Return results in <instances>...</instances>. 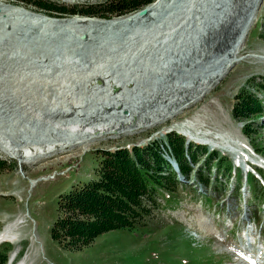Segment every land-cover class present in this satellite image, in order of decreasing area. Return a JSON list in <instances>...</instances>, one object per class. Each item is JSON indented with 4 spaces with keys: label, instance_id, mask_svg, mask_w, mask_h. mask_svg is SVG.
I'll return each instance as SVG.
<instances>
[{
    "label": "rangeland",
    "instance_id": "1",
    "mask_svg": "<svg viewBox=\"0 0 264 264\" xmlns=\"http://www.w3.org/2000/svg\"><path fill=\"white\" fill-rule=\"evenodd\" d=\"M4 1L28 11L8 9L4 10L6 17L0 15V21H2L0 23V81L7 79L14 83L17 80L27 84V87L24 88L26 93L20 95V99L18 95L12 98V102L2 101L0 98L3 102L0 101V113H2L0 117L5 116L3 111L4 113L7 111L4 108L8 103H11L13 110L17 111L16 114L19 112L20 105L23 111L28 109L26 103L32 96L28 93L31 90L29 83L37 78L35 77L37 74L39 79L36 81L42 84L49 82L47 85L54 84V88L52 85L51 89H55L56 92L65 86H77L78 89L81 87L80 90L89 86L88 89H94L95 83L103 85V88L107 86V83L110 88L116 86L123 88V84L118 85L119 77L113 75L114 70L111 72L117 67L116 65L120 64L121 66H134V68L129 66L128 68L133 69L135 76L141 75L139 69L142 70V76L145 78L150 76L147 79L151 82V87L156 84H160L158 87L161 86V88L164 85L167 87L162 88L164 91L162 94L157 91L156 99L148 104L143 101L142 104H147L148 107L131 112L129 114L131 121L126 123L122 121L125 129L136 127L133 131L117 134V130H112L111 133L99 138L98 134L92 133L88 137L93 140H90L86 150H81L80 145H77L50 158L22 166L13 157L0 153L2 161V167H0V232L20 218V222L13 226L17 239L12 243L7 241L0 243V257L5 254V259L4 261L1 259L0 264H19L20 262L23 264H230L231 258L228 254L216 253L223 249L221 245L224 241L217 248V238L212 230L210 232L200 230V214L205 216L208 223L214 226L218 233L226 236L228 244L238 241L239 229L243 225L244 227L251 225L252 222L256 224L257 231L261 228L264 234V195L259 179L250 177L251 180L249 179L247 185H240V188L236 189L234 183L238 180V173L242 174L240 169L233 167V172L228 176V173L221 172L220 168L217 171L215 165H218L217 158L221 162L226 163L229 160L234 163L236 155L239 159L244 158V156L241 158L239 156L242 153L233 154L231 149H225L215 140L202 138L199 134L207 131L215 136L223 133L222 135L239 138L247 148H243L242 152L248 157L255 156L254 159L259 160L257 162L264 166V114L240 118L232 110L236 97L242 94L243 90L254 94L264 106V93L256 85V83L261 84L264 78V61L250 56L264 54V0L260 1L258 12L242 43L240 59L230 63L228 71L226 70L224 76L212 88L198 93L194 104L185 102L187 106L177 102L179 95L177 91L189 89V87L194 88L195 85H199L196 87L198 92L205 89L202 85L203 78L210 71L197 66L190 67L191 65L186 70H181L184 68V59V64H189L187 63L189 56L187 57L184 52L189 48L190 54L195 56L198 49L205 55L211 46L223 40L220 34L223 32L225 35L228 29L229 24H226V21L217 22V31L208 29L204 33L201 32L203 29L199 26L204 17H209L216 11L214 9L219 10L213 3L218 1L219 5L221 0H193L191 3L187 0H179V8L175 17L172 16L167 23L162 25L152 24L153 26L141 36L142 33L134 32L132 29L130 31V25L120 29L113 28V30L90 26L52 29L45 21L48 20L47 18H62L71 15L58 16L36 4V2H55L69 8L79 9L101 4L107 0ZM229 1L233 2V0ZM169 6L173 7L167 3L162 10ZM39 14H43L42 17L45 20L39 17ZM88 17L94 18L95 16ZM115 17L108 19L96 17V19L111 20ZM196 31H199L198 35ZM133 33H137L136 36ZM86 34L91 39L90 43L84 42L83 39L77 40L78 36ZM132 35L135 37L133 38ZM199 36L200 38L197 39ZM128 37L132 39H126ZM218 37L219 40H215ZM58 43L60 50H55ZM142 47H146V50ZM203 47L207 50H203ZM132 49L134 53L138 52L137 55L132 56ZM67 50H71L75 55L72 56V52ZM181 63L182 66L179 67ZM112 65L114 66L111 69ZM97 66L100 67L97 68ZM110 77L114 78L111 84L106 79ZM21 82L16 83L15 86L20 85ZM136 87L137 82L133 85V88ZM161 88L158 89L161 90ZM188 89L187 92H189ZM71 92L74 93V91ZM75 95L80 94H71L72 97ZM43 97L41 102L45 99ZM35 99H38L37 96ZM112 100L116 101V97L112 94L92 99L94 106L97 107L94 111L98 114L94 115V118L103 117L104 115L100 114L102 109L99 105L109 107ZM175 106L181 109L178 108L175 112L171 110L166 120L153 123L149 127L137 128L139 125L148 124L146 117L152 116L150 122L152 123L153 118H162L163 112ZM58 110L56 107L55 112L74 118L73 115ZM120 112L121 110L118 113ZM111 115L118 117L119 114L113 113L109 117ZM29 116H24V119ZM199 118L203 123L190 129L186 128L189 123L200 120ZM29 128L30 124L25 122L22 133L29 132ZM185 128L187 130L184 131ZM94 131L96 132V129L92 130ZM244 131L246 133H243ZM168 132L185 136H183L184 150L189 145L194 146V149L204 146L209 151L214 150L218 153V157L214 156L208 170L201 167V174L209 178L207 184L201 183L198 180L199 176L196 175L202 157L199 159V164L188 162L190 169L185 177L179 171L175 173L170 167L175 173L174 182H166L164 186H157L153 199L149 200L147 196L144 197V207L147 210L135 220L132 227L100 233L76 248L66 246L51 237L50 228L57 217L58 195L67 192L73 184L96 178L97 163L102 150L144 146L154 141L160 145L162 157L168 163L173 164L175 162L165 139ZM243 162L247 161L243 160ZM256 169L260 171L259 174L264 179V171L260 168ZM163 172L165 173V170ZM236 185H238L237 182ZM163 192L168 194L166 198H163ZM197 221L199 226H197ZM231 224L232 227H230ZM200 235L204 237L201 238Z\"/></svg>",
    "mask_w": 264,
    "mask_h": 264
},
{
    "label": "bare ground",
    "instance_id": "2",
    "mask_svg": "<svg viewBox=\"0 0 264 264\" xmlns=\"http://www.w3.org/2000/svg\"><path fill=\"white\" fill-rule=\"evenodd\" d=\"M67 1H70V0H67ZM169 1H170V5L173 7L169 6L168 8H165V10H162L164 9L163 6L166 5ZM187 1H189L190 3L193 2V0H187ZM260 1L261 0H233V2H230L229 0H221L219 5H218V1H214L213 4L216 5L219 10L217 11V9H214L216 11L212 15H210L209 17L206 16L204 17L203 20H201L200 25H199L203 29L201 32L205 33V31L208 29H210L211 31H214L215 29V31H217L218 30L217 22L221 23L222 21H226V24H229L228 29L227 31L224 30L226 31L225 35L223 32L220 34V36H223L222 38L223 40L219 41V43L211 46V48L208 50L205 49V47H203V50L205 51L207 50L205 55H203L202 52L197 49L198 48L197 47L196 48L197 51L195 52V56L193 55L194 56L193 57L190 54L189 48L187 47L188 49L184 52V54H186V56L187 55L189 56V57L187 56L189 60L187 63L189 64L188 65L184 64V61H185L184 59L183 60L184 68H182L181 70L184 71L186 70L188 66L191 65L190 67L197 66L198 68L208 69L210 73L203 78L204 81L202 82V85H204L203 88L205 87V89H201L198 92L196 87H198L199 85L198 86L195 85L194 88H190V87L189 89L187 88L189 92L186 91L187 89H182L181 90L182 92L177 91L179 92V95L177 96L178 103L182 104L183 106H187L185 102H188V103L190 102L191 104H194L196 102L198 93L203 92L206 89L212 88L217 83V81L220 80L222 76H224L230 63L240 59L239 53L241 50L242 43H244L247 32L249 31L248 29L255 19V15H256V12H258L257 9L259 7ZM179 2H180L179 0H167V2L166 0H154L152 3L150 2L151 4L148 3L146 5V13L144 15H138L136 11H133L125 15L122 14L123 16L112 18L111 20H107V19L99 20V19H96L95 17L92 18V17L78 15V14L71 15L68 17H62V18L50 17V18H47L48 20H45L42 17L44 16L43 14L42 15L39 14L38 16L43 18L52 29H57V30L64 29V28H71V27H81V26L82 27L90 26L93 28L98 27V28L105 29V30H111V29L113 30V28L120 29L121 27H126L130 25V31L133 30L134 32L136 31L137 33H142L140 34L141 36L144 34V32L148 28L153 26L152 24L162 25L163 23H167L168 20H170L172 16L175 17L177 9L179 8ZM8 9L9 10L18 9L24 12L28 11L25 8H22L15 4H9V3L7 4L6 1L0 0V12L2 11L0 15L2 17L7 16L4 10L7 11ZM239 10L241 11L237 13V11ZM43 19H40V20L44 21ZM0 23H2V21H0ZM128 33H129V30H128ZM137 33H133V34L136 36ZM198 33L199 31L197 32V35ZM135 36H133V38ZM129 37L126 39L128 40L132 39V38L129 39ZM199 38L200 36L197 39ZM83 40L86 43L91 42V39L89 35L87 34L84 35ZM215 40H219V37L215 38ZM142 48L146 50V47H142ZM56 49L60 50L59 43L56 44L55 50ZM67 51L72 52L71 50H67ZM134 52L135 51L132 49L131 50L132 56H135L138 53V52L137 53H134ZM74 55L75 54H73L72 52V56ZM250 56H253L255 58H258L264 61V54L263 55L254 54ZM176 60L178 61V59ZM113 66L114 65H112L111 69L113 68ZM116 66L117 67L113 68L111 72L114 70L113 75H115V77L116 75L119 77L118 85L123 84L124 87L117 88L116 86L115 91H111V92L109 89L110 87H108V83L106 84L107 86H104V88H103V85H99L98 83H95L93 86L95 87L94 89H88L89 86H87L88 88L85 87L82 90H80L81 87L78 89L77 86L76 87L65 86L59 92H56L55 89H51L52 85L54 88V84L47 85L49 82L42 84L39 81H36L39 78H38V74L35 73L37 74L35 76L37 78L29 83V86H31V90H29L28 93L31 94L32 96L30 98L31 102L29 100L26 103L28 109L26 111L25 110L23 111L22 105H20L19 112L18 114H16L17 111L16 110L14 111L13 110L14 107H11V103H8L4 108L7 111L5 113L3 111V114L5 116L0 117V153L7 154V156L9 157H13L14 159L17 160L19 165L22 166L26 164H34L40 160L50 158L54 156L55 154L61 153L65 151L67 148H71L73 146L80 145L81 150H86V148L90 144V140H93V138L88 137L92 133L98 134L99 135L98 138H99L106 134L111 133L112 130H115V131L117 130L116 131L117 134H122L125 132L133 131L136 127L135 128L129 127L125 129L124 125L122 126V121H124L125 123L131 121L129 120V114L133 112L135 109L139 110V108L141 109L142 107L144 108L148 107L147 105L148 102H151V100L153 101V99H156L157 91L160 92L161 94L164 93L162 88H164L166 85H164L162 88L161 86L158 87L160 84H156L155 86L151 87V82H149L147 79L150 76L146 78L145 76H142L143 74L142 70L139 69L140 73H142L141 75L135 76V72L132 69L134 68V66H129V65L121 66L120 64ZM128 66L132 68L129 69ZM180 66H182V63L179 65V67ZM98 67L100 66H97V68ZM102 76L104 75L102 74ZM113 77L106 78L108 80L107 82H109L110 84L111 82H114ZM19 82L21 81L16 80V82L14 81V83H12L11 81H8L7 79L0 81V98L2 99V101L12 102V98L15 97L16 95H18L19 96L18 99H20L21 97L20 95L22 94L24 95V93H26L24 91V88L27 87L26 86L27 84L25 85L24 83L21 82L20 85L15 86V84ZM135 82H137V87L133 88V85H135ZM12 84H14V86ZM158 88H161V90H159ZM71 91H74V93ZM76 93H79L80 95L79 96L75 95L74 97L71 96V94H76ZM44 94H45L44 96L45 99L41 102V98L43 97ZM107 94L114 95L116 97V101L112 100V102H110L109 104V107L104 106V105L102 106L99 105L102 109L100 114L104 116L101 118L96 116L97 118H94V115H98V114L94 111L95 110L94 108L96 106H94V101H92V99L95 100V98H100L101 96H104ZM35 96H37L38 99H35ZM24 101H26V99ZM143 101H145L147 104H142ZM170 104L172 103H169V105ZM10 107L11 109H9ZM56 107L57 109L61 111H65L67 114L73 115L74 118L70 116L66 117V116L61 115V113L55 112ZM178 108H179L178 106H175V108L174 107L169 108L170 110L163 112L161 116L162 118L160 119L153 118L154 122L152 123H150L152 121L151 119L152 116H148L145 118L148 120V124L144 122L147 125H139L137 126V128L140 126L141 128L149 127L153 123L166 120L167 117L169 116L168 115L169 112L171 110L175 112ZM120 110L121 112L118 113ZM113 113L119 114L118 117L113 116V115L109 117V115ZM0 115H2V113H0ZM28 115H30L29 118L24 119V116L28 117ZM25 122H28V124H30V128H29L30 131L27 133H22L24 132L23 126ZM60 122H62V124ZM114 122H121V123L115 124ZM199 123H203L201 119L195 120L192 123H189L188 126H186V128L190 129L193 126L198 125ZM101 126L103 127L100 128ZM123 128L125 130L121 131ZM186 128L183 130L184 131L187 130ZM94 129H96V132L95 131L92 132V130ZM36 131L37 133L35 134ZM199 134L202 135V138L207 137V138L215 140L217 144L221 145L223 148L228 149V150L231 149V152H236L238 149L246 147L244 142L242 143V141H240L239 138H233L232 136H226L225 134L222 135L223 133L217 134V136H215V134L204 131ZM254 160L257 163V165L263 166L262 163L257 162L259 160H256V159ZM19 222H20V218L15 220L12 224L7 225L0 232V242L8 241L12 243L17 239V233L14 232L13 226H16V224H18ZM200 228H201L200 229L201 231H205V232H210L212 230V228L210 227V224L205 219H202V220L200 219ZM212 232L217 238L218 243H216V247L218 248L220 244H222V241H224V238L221 239L222 235L220 232L219 233L218 231H212ZM200 236L201 238L204 237L203 235H200ZM230 250L235 253H238L237 252L238 247L236 246V244L233 245ZM243 256L245 257V255ZM19 264H23V263L20 262ZM238 264H241V263H238Z\"/></svg>",
    "mask_w": 264,
    "mask_h": 264
},
{
    "label": "trees",
    "instance_id": "3",
    "mask_svg": "<svg viewBox=\"0 0 264 264\" xmlns=\"http://www.w3.org/2000/svg\"><path fill=\"white\" fill-rule=\"evenodd\" d=\"M154 0H107L103 3L89 5L84 8H69L55 2H36L40 7L54 12L58 16L84 15L103 18L119 16L139 9ZM100 18V19H101ZM264 93V78L261 84L256 83ZM233 104V113L240 118H248L264 113L261 100L246 91H241ZM243 133H246L245 131ZM166 144L180 173L185 177L190 169L189 161L199 164L196 175L201 183L207 184L208 177L201 174V167L210 168L216 151H209L204 146L194 149L188 146L184 150L182 136L168 132ZM158 143L149 142L144 146L117 147L113 150H102L96 178L80 184L71 185L70 189L57 197V217L50 228L53 239L66 246L76 248L92 240L100 233L132 227L147 209L142 205L140 196L153 199L155 188L164 183H173L172 172L161 175L160 171L168 167V163L159 152ZM218 161L216 170L230 173L227 161ZM0 167L2 161L0 160ZM196 171V170H195ZM203 176V177H201ZM154 204V200L152 201ZM4 261L5 254L0 257Z\"/></svg>",
    "mask_w": 264,
    "mask_h": 264
},
{
    "label": "water",
    "instance_id": "4",
    "mask_svg": "<svg viewBox=\"0 0 264 264\" xmlns=\"http://www.w3.org/2000/svg\"><path fill=\"white\" fill-rule=\"evenodd\" d=\"M136 12H137L138 15H144L146 13V5L141 7L140 9L136 10ZM83 38H84V35H80V36H78L77 40H80V39H83ZM111 90L115 91V88L112 87Z\"/></svg>",
    "mask_w": 264,
    "mask_h": 264
}]
</instances>
